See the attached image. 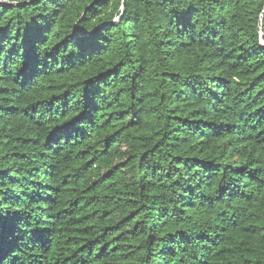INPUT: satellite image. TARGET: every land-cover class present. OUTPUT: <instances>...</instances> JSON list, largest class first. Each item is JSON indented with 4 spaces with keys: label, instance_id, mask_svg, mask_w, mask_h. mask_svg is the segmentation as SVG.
Segmentation results:
<instances>
[{
    "label": "trees",
    "instance_id": "trees-1",
    "mask_svg": "<svg viewBox=\"0 0 264 264\" xmlns=\"http://www.w3.org/2000/svg\"><path fill=\"white\" fill-rule=\"evenodd\" d=\"M0 264H264V0H0Z\"/></svg>",
    "mask_w": 264,
    "mask_h": 264
}]
</instances>
